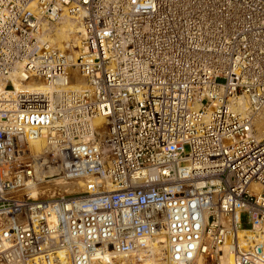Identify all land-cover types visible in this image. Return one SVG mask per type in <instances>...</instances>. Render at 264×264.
I'll return each instance as SVG.
<instances>
[{"label":"built area","instance_id":"2783aa9c","mask_svg":"<svg viewBox=\"0 0 264 264\" xmlns=\"http://www.w3.org/2000/svg\"><path fill=\"white\" fill-rule=\"evenodd\" d=\"M262 113L264 0H0V264H264Z\"/></svg>","mask_w":264,"mask_h":264},{"label":"bare ground","instance_id":"6f19581e","mask_svg":"<svg viewBox=\"0 0 264 264\" xmlns=\"http://www.w3.org/2000/svg\"><path fill=\"white\" fill-rule=\"evenodd\" d=\"M55 25V24H54ZM49 27V29L44 25L43 27V34L42 37L55 43L59 46L65 44H71L72 46L76 47L79 45V42L82 38V22H81V15H65L59 19L56 26ZM46 29H48L46 31ZM73 77L75 78V82H72V87L75 89L84 88L85 82L82 77H80L76 72H73ZM11 79L13 82V86L17 90H45L48 89L49 86L47 82H31L29 79H25L21 76V74L17 71L11 74ZM239 106H237V110L243 111L246 108V103L239 99L238 101ZM262 119V118H261ZM101 118L95 117L94 123L96 125L101 123ZM256 128H257V136L262 137L264 136V121L260 120V117L256 120ZM39 145H36V148H39ZM83 186L82 181H78L75 183H63V182H56L53 181L49 183L45 181L42 183L41 187L36 189V193L42 192L43 194L52 193L53 189H58L60 191L66 192H74L75 190H79ZM157 237L151 238L150 242H155ZM143 264H153L152 261L144 262ZM222 264H233L230 260L224 261Z\"/></svg>","mask_w":264,"mask_h":264},{"label":"rangeland","instance_id":"374dc122","mask_svg":"<svg viewBox=\"0 0 264 264\" xmlns=\"http://www.w3.org/2000/svg\"><path fill=\"white\" fill-rule=\"evenodd\" d=\"M57 25V23L54 25V26H56ZM219 81H221V80H219ZM259 117H260V120H263L264 121V113H262L261 115H259ZM258 117V118H259ZM257 118V119H258ZM262 118V119H261ZM256 119V120H257ZM256 123V122H255ZM255 132H256V134H258L257 133V128H256V125H255ZM263 136V135H262ZM242 223H243V225H242V227L243 228H248L249 227V224H247V222H246V216L245 215H242Z\"/></svg>","mask_w":264,"mask_h":264}]
</instances>
